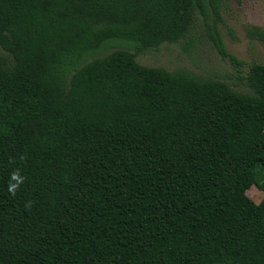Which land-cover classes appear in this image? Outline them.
Segmentation results:
<instances>
[{
    "label": "trees",
    "instance_id": "trees-1",
    "mask_svg": "<svg viewBox=\"0 0 264 264\" xmlns=\"http://www.w3.org/2000/svg\"><path fill=\"white\" fill-rule=\"evenodd\" d=\"M228 1L0 0V264H264V64ZM200 25L237 81L137 62Z\"/></svg>",
    "mask_w": 264,
    "mask_h": 264
},
{
    "label": "rangeland",
    "instance_id": "rangeland-1",
    "mask_svg": "<svg viewBox=\"0 0 264 264\" xmlns=\"http://www.w3.org/2000/svg\"><path fill=\"white\" fill-rule=\"evenodd\" d=\"M223 19V23L218 26L223 42L230 53L245 62L246 66L240 69L243 68L245 73L248 65L264 64V44L250 35L254 29L264 31V0H229L225 6ZM193 39L195 47L191 54L186 52L181 44H164L159 49L137 53L136 60L141 65L163 68L170 72L184 70L195 77H219L223 80L228 79L230 83L237 81V69L220 55L204 26L196 27ZM115 44L91 59L104 57L120 47L136 52L132 46H121L125 44L123 42ZM261 177L264 181V176ZM247 195L256 204L264 200V191L256 185L247 191Z\"/></svg>",
    "mask_w": 264,
    "mask_h": 264
}]
</instances>
